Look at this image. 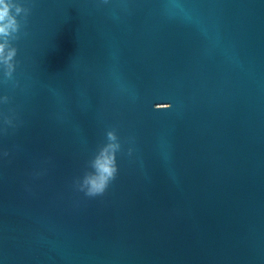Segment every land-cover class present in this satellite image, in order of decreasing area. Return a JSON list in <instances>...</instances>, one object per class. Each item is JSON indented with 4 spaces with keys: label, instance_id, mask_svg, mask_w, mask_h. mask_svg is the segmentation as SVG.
Instances as JSON below:
<instances>
[{
    "label": "water",
    "instance_id": "obj_1",
    "mask_svg": "<svg viewBox=\"0 0 264 264\" xmlns=\"http://www.w3.org/2000/svg\"><path fill=\"white\" fill-rule=\"evenodd\" d=\"M18 2L0 264H264V0ZM111 129L117 177L88 197Z\"/></svg>",
    "mask_w": 264,
    "mask_h": 264
},
{
    "label": "clouds",
    "instance_id": "obj_2",
    "mask_svg": "<svg viewBox=\"0 0 264 264\" xmlns=\"http://www.w3.org/2000/svg\"><path fill=\"white\" fill-rule=\"evenodd\" d=\"M30 13L31 7L18 0H0V66L4 70L5 82L13 78L16 70L17 48L12 42L19 39L22 21L26 24ZM7 100L8 98L4 97L5 103ZM5 123L11 124V120L5 117ZM121 149L122 144L117 131L108 130L106 142L97 148L88 162L90 170H86L83 176L75 181L78 190L88 197L103 196L117 177V153ZM128 154H132L131 148L128 149Z\"/></svg>",
    "mask_w": 264,
    "mask_h": 264
}]
</instances>
